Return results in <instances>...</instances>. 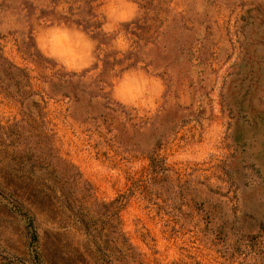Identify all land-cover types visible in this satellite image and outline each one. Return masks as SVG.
Segmentation results:
<instances>
[{"label": "rangeland", "instance_id": "rangeland-1", "mask_svg": "<svg viewBox=\"0 0 264 264\" xmlns=\"http://www.w3.org/2000/svg\"><path fill=\"white\" fill-rule=\"evenodd\" d=\"M0 264H264V0H0Z\"/></svg>", "mask_w": 264, "mask_h": 264}, {"label": "clouds", "instance_id": "clouds-1", "mask_svg": "<svg viewBox=\"0 0 264 264\" xmlns=\"http://www.w3.org/2000/svg\"><path fill=\"white\" fill-rule=\"evenodd\" d=\"M61 39H63V37ZM69 55H70V59L67 61V63L70 69L79 71L82 70L84 67L88 66L86 63H80V64L75 63L76 59H82V57L76 56L75 53L71 52V49H69ZM85 55H87V53H85Z\"/></svg>", "mask_w": 264, "mask_h": 264}]
</instances>
